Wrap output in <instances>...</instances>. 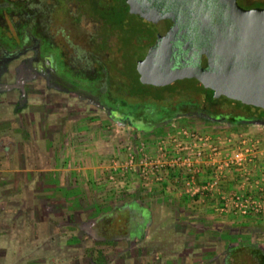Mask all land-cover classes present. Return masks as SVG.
<instances>
[{"label": "flooded vegetation", "instance_id": "1", "mask_svg": "<svg viewBox=\"0 0 264 264\" xmlns=\"http://www.w3.org/2000/svg\"><path fill=\"white\" fill-rule=\"evenodd\" d=\"M237 1L245 9L264 7V0ZM130 19L131 22L136 19L138 26ZM234 28L230 7L224 0H0V111L3 109L13 116L0 123V130H4V138L0 139V171L5 172L0 174V188H3L0 264H39L37 259L25 260V255L16 253L12 246L27 232V222L39 238L42 227L39 220L45 212L46 224L53 233L57 230L59 246L70 247L87 237L105 244L126 242L123 252L132 249L135 254L140 242L149 237L152 226L151 215L138 197L92 221L81 219L75 223L70 215L65 219L50 216L55 211L41 197L54 196L49 194L46 185L55 188L59 183L54 173H43L41 145L58 155L71 147L68 146L74 135L86 136L87 126L79 132L76 128L63 132L65 117L76 119L79 112L87 113L78 116L81 119L75 123L77 128L93 112L94 117L99 115L117 126L141 130L140 123L152 124L156 129L178 120L197 128L221 124L235 131L250 125L251 121H264L263 109L239 101L235 106L236 100L205 88L196 77L159 86L168 88L174 83L189 81L196 88L169 90L163 96L167 99L162 100V107L155 112L138 107L122 109L123 95L115 92L122 87V80L112 76V69L122 68L120 52L127 48L128 38H132V49L138 53L137 70L139 63L148 58L146 68L157 75L178 68H192L201 73L215 70L219 65L224 42L229 40ZM135 31L138 34L133 37ZM118 47L121 50H116ZM138 74L141 81L139 70ZM33 97L38 102L36 105L31 103ZM39 97L46 102L43 109H39ZM74 106L79 111L72 109ZM53 116L64 119L50 125L48 118ZM7 139L10 141L5 146ZM29 164L34 169H28ZM61 180L68 187L64 194H70L75 186L70 184L72 180L65 177ZM33 182L36 186L31 196L36 203L31 205L28 190ZM124 212L127 216L121 224L120 215ZM89 226L94 230H89ZM71 230H77V234H69L64 242L62 237ZM88 251L91 253V249ZM231 255L232 252L225 256L224 264H232ZM139 260L129 264H149L143 263L142 257ZM214 262L213 259L211 264ZM84 264L127 263L113 260L104 263L86 257Z\"/></svg>", "mask_w": 264, "mask_h": 264}, {"label": "rangeland", "instance_id": "2", "mask_svg": "<svg viewBox=\"0 0 264 264\" xmlns=\"http://www.w3.org/2000/svg\"><path fill=\"white\" fill-rule=\"evenodd\" d=\"M135 20L133 19L131 22L130 19V22L137 27L139 23ZM137 34L138 31H135L133 37H136ZM125 45L127 48L120 52L122 68L115 67L112 69V76L122 80V87L120 86L118 87L120 89L116 88L115 90V92L123 95L121 97L122 109L130 110L138 107L140 110L146 109L147 112H155L156 109L162 107L164 103L162 100L167 99L163 96L169 90L173 91L179 87H188L193 90L196 88V85L189 81H180L168 88L144 84L140 81L136 67L138 53H136L135 48L132 49V38H128ZM116 50L121 49L118 47ZM33 98L31 103L36 105L38 102H36L35 97ZM177 99L178 97L174 100ZM233 102L234 105L238 103L237 101ZM45 103L39 97V109H43L46 106ZM72 109L79 111L77 106L72 107ZM1 110L0 123L13 117L9 112L6 113L3 109ZM86 113L79 112L76 119L72 116H66L64 121L66 127L63 131L72 132L76 128L79 132L84 126H87L85 139L84 136L79 135L80 138H78L77 135H74L71 140L73 144L68 146L71 147L61 150L58 155L54 154L53 150L46 149L44 144L41 145L42 163L45 170L43 173H54L58 178L56 183H59L55 188L46 185V187L49 186V194L54 196L49 195L50 198L41 197V200L43 202L48 201L46 206L55 211L54 214L50 215L51 217L65 219L70 215L77 223L81 219L84 221L95 220L104 212L112 211L114 207L126 206L130 203L128 201L138 197L144 209L151 215L152 226L149 229V237L140 242L136 247L135 254L132 249L129 252H123L126 242L105 244L84 237V235L82 236L84 237L83 240L81 242L75 241L72 243L73 246H59L56 238L57 230L53 233L46 224L47 216L45 214L47 212H45V216L43 215L41 221L39 220L40 226L42 225L38 233L39 238L37 239L36 232L31 230L29 222H27L26 227H29L27 232L24 230L26 233L22 234L20 240L14 239L16 242L12 249L15 252L18 251L22 256L25 255L27 261L37 259L39 264H84L86 257H94L98 262L103 261L104 263L113 260L114 263L129 264L135 262V259L140 261L139 258L142 257L143 263L149 264H193L194 261H197L198 264H211L213 259L215 261L213 264H224L225 256L232 251L230 256L232 264H259V259L253 255L251 249L254 246L264 249V217H239L214 213L184 196L178 185L146 182L134 172H129L125 177H122L120 175L122 171H118L119 175L115 174L114 179H110L109 173L115 172L116 167L123 165L127 160L130 146L145 142L146 147L148 146L152 150L154 143L166 134L170 124L161 125V127L158 126L154 129L152 124L140 123L138 126L142 127V130L128 128V125L117 126L115 123H111L109 119L106 120L99 115L94 117L95 112H93L89 120L87 119L80 126L81 128H77L76 124L78 123L76 121L81 119L78 116ZM58 119L64 118L53 116V118H48V121L52 125L57 123ZM37 121L39 120L37 119ZM87 121H89L88 125L86 124ZM177 124L181 125L178 120ZM185 124L197 128L190 122ZM197 129L209 133H232L221 124ZM241 129L246 130L244 132L264 137L263 125L250 124ZM235 132L238 133V131ZM81 133L83 135L84 131ZM16 136L18 135L16 134ZM81 137L82 141H79ZM3 138L4 130L1 129L0 139ZM9 139L12 140V138ZM9 139H7L5 146L8 145ZM52 158L55 159V164H53ZM16 169L20 170L21 168L16 166ZM28 169H34V165L29 164ZM2 173L5 172L2 170L0 174ZM63 177L65 179L70 178L72 180L70 184L75 185L73 191L67 195L63 192L68 191L66 182H62V180L60 182ZM48 182L46 178V183ZM35 186V182L31 183L28 190V199L32 202L31 205L36 203L31 196ZM2 190L3 188H0V196ZM0 202H2L1 198ZM59 203L65 206L59 205ZM78 210H81L82 214ZM126 216L127 212L120 215L123 220L121 224L124 223ZM91 229L94 230L89 226V230ZM71 233L77 234V230L68 231V235H64V238L61 236L62 240L65 242ZM0 234H2L1 229ZM20 242L23 244L20 245ZM90 249L91 253L88 251ZM99 251H102V254Z\"/></svg>", "mask_w": 264, "mask_h": 264}, {"label": "built area", "instance_id": "3", "mask_svg": "<svg viewBox=\"0 0 264 264\" xmlns=\"http://www.w3.org/2000/svg\"><path fill=\"white\" fill-rule=\"evenodd\" d=\"M118 171L122 177L134 172L146 182L174 183L214 213L264 216V141L252 133L201 132L174 122L152 150L145 142L130 146L110 179Z\"/></svg>", "mask_w": 264, "mask_h": 264}, {"label": "water", "instance_id": "4", "mask_svg": "<svg viewBox=\"0 0 264 264\" xmlns=\"http://www.w3.org/2000/svg\"><path fill=\"white\" fill-rule=\"evenodd\" d=\"M224 1L230 7L235 28L224 42L222 58L215 70L197 73L192 68H178L157 75L146 68L147 58L138 66L141 82L165 86L178 79L196 77L219 96L264 110V7L245 9L237 0ZM249 123L264 126L263 120Z\"/></svg>", "mask_w": 264, "mask_h": 264}, {"label": "trees", "instance_id": "5", "mask_svg": "<svg viewBox=\"0 0 264 264\" xmlns=\"http://www.w3.org/2000/svg\"><path fill=\"white\" fill-rule=\"evenodd\" d=\"M181 125L188 126L185 123H183ZM189 127H192V126H189ZM243 131H246V130H243ZM251 250H252L251 252L253 253V255L256 256L259 259V264H264V249H262L260 247H257V246H254Z\"/></svg>", "mask_w": 264, "mask_h": 264}, {"label": "crops", "instance_id": "6", "mask_svg": "<svg viewBox=\"0 0 264 264\" xmlns=\"http://www.w3.org/2000/svg\"><path fill=\"white\" fill-rule=\"evenodd\" d=\"M235 131H238V132H244L242 129H240V130H235ZM235 131H231L232 133H236ZM261 136V135H260ZM261 138L263 139V141H264V137H262L261 136ZM258 217H261V216H258ZM262 217H264V216H262Z\"/></svg>", "mask_w": 264, "mask_h": 264}]
</instances>
